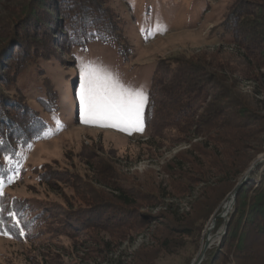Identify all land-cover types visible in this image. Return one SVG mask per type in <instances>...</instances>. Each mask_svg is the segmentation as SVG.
I'll use <instances>...</instances> for the list:
<instances>
[{
  "label": "rangeland",
  "instance_id": "1",
  "mask_svg": "<svg viewBox=\"0 0 264 264\" xmlns=\"http://www.w3.org/2000/svg\"><path fill=\"white\" fill-rule=\"evenodd\" d=\"M102 1L103 8L106 7L102 10L113 11L123 23L122 41L114 45L90 42L87 50L72 49L71 56L63 55L64 48L46 41L43 46L46 57L37 58L39 61L31 65L24 78L18 79L20 96L29 107H39L41 111L37 99L48 88L57 94L54 101L58 109L51 116L42 114L50 124L47 137L32 141L20 150L21 170L6 173L0 181L3 192L0 205L6 210L23 212L17 217L21 221L18 226L6 212L0 216L4 222L0 227V264H135L141 256L138 253L143 251L148 261L154 258L151 264H191L202 251L212 219L232 194L200 222L199 235L177 238L182 247L160 251L156 257L151 239L154 221L140 225L138 215L155 217L169 205L178 214H190L189 218L206 215V210L202 209L204 192H212L219 177L194 186L188 195L164 199L155 207L137 202L139 204L127 210L131 216L130 229L113 227V217L121 212L113 197L117 194L115 185L131 192L128 197L135 200L139 196L138 189L146 188L155 193L162 187L169 191L173 179L166 175L167 167L178 162L174 161L175 156L190 144L202 141L193 135L185 136L176 126L158 130L159 124L154 120L145 122L153 80L162 81L160 73L163 70L170 75L181 70L183 74H193L189 66L182 63L200 66L203 64L200 60L209 64L206 68L217 75L238 74L237 69L234 70V56L239 47L229 41L219 42L215 35V28L221 24L228 5L234 0ZM41 8L49 10L44 4ZM16 10L13 0H0V45L9 38L6 29L11 27ZM82 60L96 61L118 74L125 87L143 90L148 101L143 110L142 130L127 125L100 126L81 121L79 65ZM176 61L180 64L174 69L171 64ZM236 85L243 94H250L257 88L253 81L238 80ZM163 89L164 85L156 90ZM258 91L257 97L262 99L264 90ZM153 105V112L158 116L159 105ZM170 114L175 118L179 116L177 110ZM173 123L177 125L180 121ZM163 124L167 123H160ZM123 127L128 130H121ZM263 155L264 145L263 153L252 163ZM221 226L217 227L216 220L211 235L219 234ZM221 239L212 242L204 260Z\"/></svg>",
  "mask_w": 264,
  "mask_h": 264
},
{
  "label": "trees",
  "instance_id": "2",
  "mask_svg": "<svg viewBox=\"0 0 264 264\" xmlns=\"http://www.w3.org/2000/svg\"><path fill=\"white\" fill-rule=\"evenodd\" d=\"M43 4L49 10L42 9ZM13 5L17 10L13 12L11 27L6 29L9 38L0 45V181L6 173L21 170L20 150L32 141L47 137L50 124L42 114L51 116L58 109L54 101L57 94L48 88L37 99L41 111L39 107H29L19 92L18 79L24 78L31 65L39 61L37 58L46 57L44 43L52 41L66 50L63 55L71 56L72 49L87 50L90 42L114 45L123 39V23L113 11L102 10L106 8L102 0H13ZM215 35L219 42L229 41L239 47L234 56V70L237 69L238 74L217 75L209 69V64L206 68L205 61L200 60L203 61L200 66L181 62L189 66L193 74H183L181 70L170 75L163 70L162 81L154 79L152 82L145 122L154 120L159 124L158 130L176 126L185 136L202 138L200 143L190 144L175 156L174 161L178 162L171 163V170L167 167L166 175L173 179L169 183L172 187L169 191L158 187L155 193L146 188L138 189L139 196L135 200L128 197L131 192L115 185L117 194L113 197L121 212L113 217V227L130 229L128 207L137 202L155 207L164 199L188 195L194 186L219 177L216 188L204 192L202 209L206 210V215L189 218L190 214H178L170 205L155 217L138 215L140 225L154 221L151 236L154 257L160 251L182 247L177 238L199 235L200 222L244 180L252 161L263 153L264 95L262 99L257 96L259 89L264 90V0L231 2L223 21L215 28ZM5 48L9 50L4 52ZM10 60L13 63L9 65ZM177 64L180 62L171 65L176 69ZM238 80L253 81L257 88L243 94L236 85ZM162 85L164 89L157 92ZM154 103L159 105L158 116L153 112ZM173 110L178 111L177 118L171 117ZM179 121L180 124L174 125L173 122ZM221 225L222 220L217 219V227ZM138 255L141 256L135 264H151L154 259L148 261L146 251ZM202 264H264V163L256 166L237 190L226 234L219 245L210 249Z\"/></svg>",
  "mask_w": 264,
  "mask_h": 264
},
{
  "label": "snow or ice",
  "instance_id": "3",
  "mask_svg": "<svg viewBox=\"0 0 264 264\" xmlns=\"http://www.w3.org/2000/svg\"><path fill=\"white\" fill-rule=\"evenodd\" d=\"M156 30L159 31L160 27L157 26ZM79 73L82 122L112 127L127 125L142 130L143 110L148 101L142 89L125 87L120 82L118 74L96 61L82 60ZM121 130L126 131L128 128L123 127ZM2 195L3 192L0 191V196ZM5 212L7 216L15 220L17 226L20 224L21 221L17 217L23 215L22 211L6 210L3 205H0V216ZM3 223V220H0V227Z\"/></svg>",
  "mask_w": 264,
  "mask_h": 264
},
{
  "label": "water",
  "instance_id": "4",
  "mask_svg": "<svg viewBox=\"0 0 264 264\" xmlns=\"http://www.w3.org/2000/svg\"><path fill=\"white\" fill-rule=\"evenodd\" d=\"M262 163H264V155L261 156V157H259V158H257V160H255L252 163L251 167L247 170V172H246V174L244 176V180L242 182H239L236 185V188L234 189V191L232 192V194L228 198L229 200L227 199L229 201L228 202V207H226L224 209L222 208L221 211H220V213L218 215H216L212 219L211 224H210V228L207 231V235L209 234V231H211L212 229L215 228L216 220L217 219L222 220L221 232L219 234L206 236L205 241H204V244H203L202 251L200 252V254L197 257V259L194 260L191 264H201L203 262V260H204L206 251L210 248V246H212V242L215 241V240H217V239H221V237H223L225 235L226 230H227V226H228V217H229V215H230V213L232 211V207L235 204V197H236L237 190L243 185V183L248 178L249 174L252 171L255 170L256 166H258L259 164H262Z\"/></svg>",
  "mask_w": 264,
  "mask_h": 264
},
{
  "label": "bare ground",
  "instance_id": "5",
  "mask_svg": "<svg viewBox=\"0 0 264 264\" xmlns=\"http://www.w3.org/2000/svg\"><path fill=\"white\" fill-rule=\"evenodd\" d=\"M228 200H229V199H228ZM228 200L223 204V206H222L223 209L226 208V207H228V202H229ZM209 228H210V226L208 227V229H209ZM208 229L206 230V236L211 235V231H212V230L209 231V234L207 235V231H208Z\"/></svg>",
  "mask_w": 264,
  "mask_h": 264
}]
</instances>
